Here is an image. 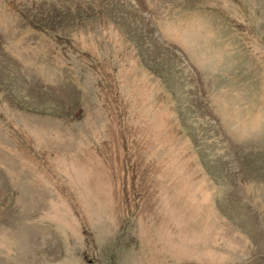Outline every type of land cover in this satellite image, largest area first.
<instances>
[{"label":"rangeland","instance_id":"rangeland-1","mask_svg":"<svg viewBox=\"0 0 264 264\" xmlns=\"http://www.w3.org/2000/svg\"><path fill=\"white\" fill-rule=\"evenodd\" d=\"M0 264H264V0H0Z\"/></svg>","mask_w":264,"mask_h":264}]
</instances>
